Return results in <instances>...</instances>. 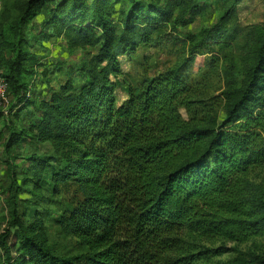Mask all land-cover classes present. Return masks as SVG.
<instances>
[{
	"label": "trees",
	"instance_id": "1",
	"mask_svg": "<svg viewBox=\"0 0 264 264\" xmlns=\"http://www.w3.org/2000/svg\"><path fill=\"white\" fill-rule=\"evenodd\" d=\"M89 1L28 0L14 25L0 30L9 112L16 117L34 107L38 116L29 126L30 138L47 142L58 161L52 166L50 160L30 157L18 171L11 151L20 138L6 118L8 220L0 233V264H197L225 252L198 250L199 238L244 242L264 235V199L249 180L264 165V39L237 96L220 93V103L226 104L220 124L213 104L206 103L214 98H205L221 60L204 56V50L234 49L239 30L228 24L238 0H220L224 15L196 35H185L177 61L155 75L149 73L157 65L145 52L161 51L178 27L190 25L200 14L198 4ZM122 1L127 8L116 10ZM41 11L46 19L40 40L63 38L69 50L96 51L74 66L84 82L76 86L66 80L36 107L29 102L32 84L26 88L21 74H30L26 62L30 69L39 66L24 51V30ZM3 49L10 50L9 59ZM196 56L204 62L191 73ZM121 57L139 86L129 87L127 99L117 105L118 87L128 85ZM43 180L60 198L55 227L72 244L67 248L48 243L42 212L29 208L40 206ZM22 193L31 200H21ZM12 233L15 258L8 244Z\"/></svg>",
	"mask_w": 264,
	"mask_h": 264
},
{
	"label": "rangeland",
	"instance_id": "2",
	"mask_svg": "<svg viewBox=\"0 0 264 264\" xmlns=\"http://www.w3.org/2000/svg\"><path fill=\"white\" fill-rule=\"evenodd\" d=\"M28 0H0V30H9L17 18L20 16L25 3ZM176 1L181 0H136L137 4L154 5L156 7H164L165 5L173 6ZM184 1V0H182ZM196 3L200 7V14L195 20L186 27H178L175 34L171 35L165 44L161 45L162 50L149 49L145 52L149 56L150 61L155 62L157 69L150 72V75H155L163 72L171 67L178 58L177 52H181L183 46L181 40H184L185 35H196L201 29L209 28L217 23L226 11V6L220 0H185ZM86 2H90L86 0ZM232 0H228V4ZM128 3L125 1L115 5L116 10H125ZM52 5L47 4L46 8L50 9ZM233 17L229 21V26L236 25L238 32L233 46V50L225 53H219L214 47L204 50V56L219 55L221 60L220 73L208 81L209 93L205 98H214L206 100L213 104L216 110L217 125L222 122L224 117V108L226 104L220 103V93L229 92L232 97L237 96L239 90L243 87L247 79L248 69L253 62L255 51L260 46L264 39V0H238L233 11ZM46 19V12L41 11L39 15L34 17L24 30L28 40L24 45V51L28 58L33 57L38 61L39 66H34L32 69L28 67V62L24 64V68L30 74H21L23 84L26 88L31 85L29 102L33 106L38 107L40 100L47 99L52 90L57 89L58 85L71 79L73 84L78 86L85 81L79 73L74 70V66L84 61V59L95 53V49H75L69 50L63 38H52L49 40H40L42 33L40 24ZM40 32V33H39ZM161 33V32H160ZM176 36V37H173ZM30 37V38H29ZM175 38L176 40L172 39ZM3 58L9 59L11 52L9 49L2 51ZM193 67L190 68L191 73H195L197 69H201L203 61L202 56L194 57ZM121 68L127 77L128 85H121L116 91V104L120 105L127 99V91L130 87L137 90L139 86V78L135 72L130 70V63L127 58H119ZM45 68V69H44ZM42 69L46 71L42 74ZM225 71V72H224ZM32 72V74H31ZM210 104V103H208ZM31 105V106H32ZM10 110L9 98L7 106L0 110L3 111V116L0 118V233L6 226L8 220V210L6 201L8 195L5 190L9 184L6 176V164L3 153V144L7 141L9 132L5 127L6 118L10 121V125L14 131L19 134L20 141L17 146L11 151L15 159L17 170L29 165L28 158L36 157L42 160H50L52 166H56L58 161L54 157L50 145L32 140L33 135L29 130L30 124L38 116V112L34 107H26L16 117L13 115L15 111ZM17 112V111H16ZM184 119H187V114L181 110ZM207 120L206 122H208ZM21 180V178H19ZM250 182L257 187L256 195H260L264 199V165L254 169L249 175ZM42 202L40 206H35L30 203L29 208L32 211L38 210L42 212V219L45 227V234L49 244H53L58 248H67L72 244L63 241L56 231L55 222L60 217L58 211V203L60 198L51 193V185L48 181L43 180L41 183ZM19 198L21 200H31V197L22 193ZM24 204L21 203V207ZM32 214V213H31ZM30 214V215H31ZM264 214V213H263ZM260 216H263L262 214ZM202 248H223L225 251L220 256L209 258L208 260L199 261L197 264H234L235 260H239L240 264H264V235L251 238L247 241H234L227 239H212L210 241L205 238H199L196 242ZM8 244L11 248L12 257L18 256L16 240L14 233L9 237ZM66 250V249H65ZM2 253L0 251V259ZM238 264V263H237Z\"/></svg>",
	"mask_w": 264,
	"mask_h": 264
},
{
	"label": "built area",
	"instance_id": "3",
	"mask_svg": "<svg viewBox=\"0 0 264 264\" xmlns=\"http://www.w3.org/2000/svg\"><path fill=\"white\" fill-rule=\"evenodd\" d=\"M8 104L7 83L1 75L0 70V110L4 109Z\"/></svg>",
	"mask_w": 264,
	"mask_h": 264
}]
</instances>
